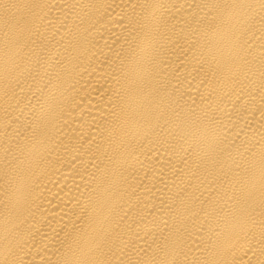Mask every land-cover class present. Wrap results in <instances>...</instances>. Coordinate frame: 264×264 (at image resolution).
I'll return each instance as SVG.
<instances>
[{"label": "bare ground", "instance_id": "1", "mask_svg": "<svg viewBox=\"0 0 264 264\" xmlns=\"http://www.w3.org/2000/svg\"><path fill=\"white\" fill-rule=\"evenodd\" d=\"M0 264H264V0H0Z\"/></svg>", "mask_w": 264, "mask_h": 264}]
</instances>
